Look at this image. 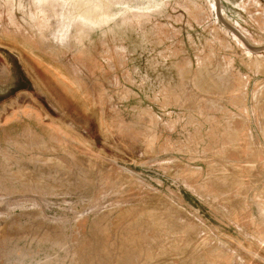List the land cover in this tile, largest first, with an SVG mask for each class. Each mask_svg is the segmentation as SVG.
<instances>
[{"label":"rangeland","instance_id":"obj_1","mask_svg":"<svg viewBox=\"0 0 264 264\" xmlns=\"http://www.w3.org/2000/svg\"><path fill=\"white\" fill-rule=\"evenodd\" d=\"M35 2L0 0V264H264V0Z\"/></svg>","mask_w":264,"mask_h":264},{"label":"bare ground","instance_id":"obj_2","mask_svg":"<svg viewBox=\"0 0 264 264\" xmlns=\"http://www.w3.org/2000/svg\"><path fill=\"white\" fill-rule=\"evenodd\" d=\"M36 1H37V4H36V2H35V5H36V6L38 5L40 8L44 9L45 7L43 8L42 5H45V4H46V6H53L57 0H36ZM95 4H96V3H95ZM36 6H35V7H36ZM39 7H36V8L38 9ZM95 7H98L97 4H96ZM45 10H47V9H45ZM47 11H48V10H47ZM263 16H264V14H263ZM67 18H68V16H67ZM109 18H110V15H109V14L107 15V14L104 13V14L101 16V18H100V20H99L98 22L103 24V23H105ZM68 19H69V18H68ZM66 20H67V19L65 18V21H66ZM65 21H64V22H65ZM68 30H69L68 26L65 25V24L63 23V25L59 27L58 32H57L56 34H54L55 39L58 40V41H62L63 39H65L64 37L67 35Z\"/></svg>","mask_w":264,"mask_h":264},{"label":"water","instance_id":"obj_3","mask_svg":"<svg viewBox=\"0 0 264 264\" xmlns=\"http://www.w3.org/2000/svg\"><path fill=\"white\" fill-rule=\"evenodd\" d=\"M94 25H97L98 24V22H95V23H93Z\"/></svg>","mask_w":264,"mask_h":264}]
</instances>
